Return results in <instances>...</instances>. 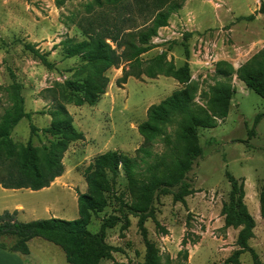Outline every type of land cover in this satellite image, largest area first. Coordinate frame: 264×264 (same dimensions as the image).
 Masks as SVG:
<instances>
[{
  "label": "rangeland",
  "instance_id": "rangeland-1",
  "mask_svg": "<svg viewBox=\"0 0 264 264\" xmlns=\"http://www.w3.org/2000/svg\"><path fill=\"white\" fill-rule=\"evenodd\" d=\"M91 1L0 0V117L11 105L7 90L12 75L21 86L24 110L30 114V120L23 118L14 128L12 140L17 146L29 140L35 147L47 145L49 139L42 133L31 136L30 124L39 130L48 127L56 103L62 101L75 128L84 134V140L69 145L63 156L64 173L49 188L0 187V214L13 212L15 207L19 222L76 219L77 195L87 192L85 169L107 151L134 157L143 144L137 126L145 121L147 109L182 87L162 75L154 79L129 77L119 85L122 64L106 72V93L96 105L77 107L64 102L61 86L66 80L80 78L76 71L82 62L78 57L66 58L61 42L82 40L74 20ZM254 2L185 0L168 25L151 38L152 49L141 56L143 66L151 65L158 56L176 68L187 62L191 84L197 88L192 108L198 114L211 113L209 102L217 83L228 84L234 94L227 118L219 120L215 128L198 129L202 155L186 175L188 194L180 202L174 199L176 188L156 196L143 230L133 216H129L126 229L118 224L107 230L105 242L114 251L112 259L101 264H142L145 239L153 244L163 264L168 258L170 264H253L254 256L264 263V216L259 204L264 186V117H260L264 100L249 91L236 74L264 49V15L254 13L252 21L239 19L251 15ZM223 19L228 21L217 27ZM28 44L46 57L48 66L25 48ZM225 63L232 68L226 79L217 74L218 69H227ZM178 121L155 141L151 157L139 162L134 186L122 174L118 177L108 207L93 217L89 232L97 233L104 218L121 216L119 201L135 202L138 187L147 184L152 174L164 177L174 171L173 161L182 157L184 147L174 139ZM226 173L243 184L244 203L255 222L246 249L238 244L240 228L225 225L222 210L230 192ZM28 246L30 254L19 256L22 264H68L64 252L53 243L34 238Z\"/></svg>",
  "mask_w": 264,
  "mask_h": 264
},
{
  "label": "trees",
  "instance_id": "trees-1",
  "mask_svg": "<svg viewBox=\"0 0 264 264\" xmlns=\"http://www.w3.org/2000/svg\"><path fill=\"white\" fill-rule=\"evenodd\" d=\"M185 0H92L85 4L84 11L75 16L74 23L82 33V40L67 38L61 42L66 58L78 57L82 65L77 69L79 79L66 80L61 86L64 102L74 106H94L106 93L109 83L106 72L119 68L122 64V76L117 80L125 84L129 77L157 76L170 77L180 89L173 91L158 104L151 105L146 119L137 126L143 144L135 151L134 157L107 151L97 156L84 171L87 184L86 193H78V217L74 220L59 218L39 219L28 222L17 220V211H3L0 214V249L23 256L30 254L28 243L41 238L58 246L65 254L68 264H101L112 259L113 248L105 242L106 232L118 224L126 229L129 216L138 218L143 230L145 219L151 213L156 196L165 195L177 189L176 201H182L188 194L186 175L195 161L201 157L198 129H212L219 120L227 118L234 90L220 82L212 89L210 99L211 113L198 114L193 108L197 88L191 84L190 67L187 62L176 68L163 62V56L149 66L144 67L141 56L152 49L150 40L160 28L166 27L172 15L183 6ZM256 14L264 15V1L260 3ZM256 14L239 18L252 21ZM25 48L33 53L43 64L49 65L46 57L31 45ZM218 69L217 74L228 78L232 68ZM237 78L245 87L264 100V49L253 59L242 65L236 72ZM12 85L7 90L10 107L0 117V186L8 190L39 191L50 185L64 173L63 156L71 143L84 140V134L78 131L73 118L63 101L56 103L51 113L48 127L39 130L30 124L31 136L38 132L48 137L47 145L35 147L29 140L25 145L17 146L11 134L23 119L30 120V114L24 110V98L21 86L12 75ZM264 117V114L260 115ZM178 121L175 134L176 145L183 144L182 157L173 161L174 171L164 177L152 174L147 184L138 187L136 201H119L121 216L110 215L104 218L97 233H91L87 227L93 217L103 213L109 205V194L118 177L122 174L131 186L135 184V174L139 162L152 155L151 147L155 141L166 136L165 128L174 120ZM230 185L228 200L223 204L222 213L225 225L240 228L238 244L247 248L255 227L253 217L244 203L243 184L226 173ZM260 212L264 216V186L259 194ZM145 258L142 264H163L153 244L145 239ZM114 264V262H113ZM164 264H170L169 258ZM253 264H264L254 256Z\"/></svg>",
  "mask_w": 264,
  "mask_h": 264
},
{
  "label": "crops",
  "instance_id": "crops-1",
  "mask_svg": "<svg viewBox=\"0 0 264 264\" xmlns=\"http://www.w3.org/2000/svg\"><path fill=\"white\" fill-rule=\"evenodd\" d=\"M206 1L208 2L210 0H206ZM261 2H263V1L255 0V2H254L255 6L252 9V11H251L252 13L251 14H254L258 10ZM216 6H218V5H216ZM186 9H187V6L186 7L184 6L183 7V12H185ZM190 13H193V15H194V12L193 11L190 12ZM225 21H228V20H226V19L225 20L224 19L223 20H220L217 27H222V25L225 23ZM196 25H198V23ZM197 27H199V26H197ZM206 29H208V28H206ZM203 30H205V29H203ZM6 190H8V189H6ZM14 209H16V208L14 207L13 208V211H14ZM19 256H20V254H17V253H9L7 251H4V250H1L0 249V264H7V263H9V264H22V258H20Z\"/></svg>",
  "mask_w": 264,
  "mask_h": 264
}]
</instances>
